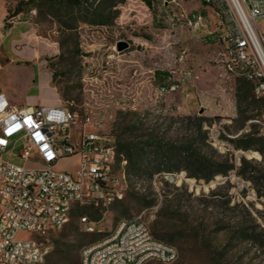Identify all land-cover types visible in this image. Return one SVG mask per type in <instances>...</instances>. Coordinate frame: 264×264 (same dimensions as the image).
<instances>
[{"label": "rangeland", "instance_id": "1", "mask_svg": "<svg viewBox=\"0 0 264 264\" xmlns=\"http://www.w3.org/2000/svg\"><path fill=\"white\" fill-rule=\"evenodd\" d=\"M20 1L0 0V90L16 103L67 106L82 118L91 116L88 129L124 143L153 137L166 145L193 141L212 169L233 165L210 181L186 169L157 173L155 163L149 173L127 174L124 198L108 211L72 212L66 226L48 234L53 248L43 264H81L86 247L137 215L178 249V259L169 264H264V155L233 141L250 131L264 134L262 103H242L241 113L239 79L220 75L218 38L228 17L202 0H125L108 24L90 25L78 21L76 10L60 20L45 0L25 4L17 14ZM183 12L203 14L208 28L193 31L188 19H176ZM258 23L264 31V18ZM119 41L129 47L119 52ZM38 71L40 94L27 99ZM54 72L59 95L48 83ZM72 130L76 142L79 130ZM5 159L24 164L18 156ZM58 166L75 169L77 157ZM83 216L96 221L97 229L87 230Z\"/></svg>", "mask_w": 264, "mask_h": 264}, {"label": "built area", "instance_id": "2", "mask_svg": "<svg viewBox=\"0 0 264 264\" xmlns=\"http://www.w3.org/2000/svg\"><path fill=\"white\" fill-rule=\"evenodd\" d=\"M202 1L229 21L218 38L220 75L251 82L254 95L264 101V31L258 23L264 18V0ZM183 17L193 31L208 28L203 14L183 12L176 19ZM90 123L91 116L82 118L67 106L22 105L0 90V264H43L53 248L48 234L66 226L76 206L106 212L124 198L128 161L122 155L118 162L116 138L88 129ZM73 127L79 130L76 142ZM73 156L75 169L58 166ZM30 161L37 166L25 164ZM81 222L89 231L97 229L88 216ZM178 257V249L157 238L137 215L86 247L81 264H169Z\"/></svg>", "mask_w": 264, "mask_h": 264}, {"label": "trees", "instance_id": "3", "mask_svg": "<svg viewBox=\"0 0 264 264\" xmlns=\"http://www.w3.org/2000/svg\"><path fill=\"white\" fill-rule=\"evenodd\" d=\"M36 0H21L15 13L23 11L26 5H32ZM51 6L55 7V14L60 20L61 15H73L74 10L77 11L76 18L78 21H84L90 25H106L113 19L115 9V16H118L119 10L117 6L125 2V0H45ZM147 4H151V0H143ZM7 19V16L4 20ZM167 74V72H165ZM55 72L53 73V81L55 80ZM162 72H156V75H161ZM55 84V83H54ZM55 86H57L55 84ZM165 86V85H164ZM62 97L66 94L60 91ZM237 97L239 103V111L244 112L242 103L261 102L264 101L257 98L253 92V85L251 82L239 79L237 88ZM251 116H247L249 119ZM200 128L203 123V118H200ZM154 138V137H153ZM151 138L149 142L128 141L120 142L118 144V160L122 159V155L128 161L127 174L129 176L137 177L143 173H149L147 167L153 163L157 166L155 171L160 172H175L186 169L192 177L203 178L206 181L212 180L216 175H227L233 168V165H227L224 168L212 169V163L207 161L195 148L193 141L184 142L180 145H166L162 140H155ZM235 147L244 150H258L264 155V134H259L258 131H250L236 138ZM147 145L150 147H147ZM243 162L247 160L242 159ZM179 163V164H176ZM152 175V173H151ZM260 191L261 189L258 188ZM84 207L76 206L73 209L75 215L79 214ZM158 238V237H157ZM160 239V238H159Z\"/></svg>", "mask_w": 264, "mask_h": 264}, {"label": "crops", "instance_id": "4", "mask_svg": "<svg viewBox=\"0 0 264 264\" xmlns=\"http://www.w3.org/2000/svg\"><path fill=\"white\" fill-rule=\"evenodd\" d=\"M6 16V15H5ZM3 23H4V21L1 23V25H3ZM39 76V71L37 72V77ZM52 75H51V73H50V76H49V78H48V83H49V85L50 86H52V87H54V89H56V92L58 93V95H59V92L57 91V88H56V86L53 84V82H52ZM40 88H41V83H40V79H39V77L37 78V84H36V86H35V91L34 92H32L33 94L32 95H29V96H27V99H29L31 96H39V94H40ZM8 96V95H7ZM9 98H11L10 96H8ZM11 100H13L12 98H11ZM59 100H60V96H59ZM14 101V100H13ZM15 102V101H14ZM19 104V103H18ZM22 105H48V104H44V103H40L38 100H36V101H29L27 104H22Z\"/></svg>", "mask_w": 264, "mask_h": 264}, {"label": "water", "instance_id": "5", "mask_svg": "<svg viewBox=\"0 0 264 264\" xmlns=\"http://www.w3.org/2000/svg\"><path fill=\"white\" fill-rule=\"evenodd\" d=\"M128 47H129V44L126 41L117 42V49L119 52L126 50ZM171 178L173 179L174 177L172 176Z\"/></svg>", "mask_w": 264, "mask_h": 264}]
</instances>
